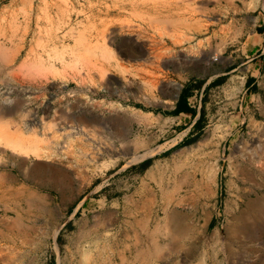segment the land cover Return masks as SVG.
<instances>
[{
  "label": "rangeland",
  "instance_id": "rangeland-1",
  "mask_svg": "<svg viewBox=\"0 0 264 264\" xmlns=\"http://www.w3.org/2000/svg\"><path fill=\"white\" fill-rule=\"evenodd\" d=\"M260 8L0 0V264H264V70H232Z\"/></svg>",
  "mask_w": 264,
  "mask_h": 264
},
{
  "label": "crops",
  "instance_id": "crops-1",
  "mask_svg": "<svg viewBox=\"0 0 264 264\" xmlns=\"http://www.w3.org/2000/svg\"><path fill=\"white\" fill-rule=\"evenodd\" d=\"M262 4H264V0H262ZM261 11L257 13L255 23L252 25L253 27L251 30L246 34H241L240 44L242 45L241 48L242 51L245 52V58L246 60L241 61L239 64L234 66L232 70H235L239 68V65H242L244 63H250L253 64V67L249 65L247 68H245V71L247 72L245 75V91L251 92L255 90L258 87L257 78L260 75L259 71L264 70V10L260 8ZM219 77V76H218ZM217 78V77H216ZM246 79H249V81L246 83ZM189 103V102H188ZM190 105V104H189ZM190 107H192L190 105ZM193 108V107H192ZM195 109V108H194ZM196 110V109H195ZM197 111V110H196ZM182 114V113H180ZM185 115H188V113H183ZM191 117V115H188ZM198 114L195 115L194 118H192L189 127L191 128V132L189 133L190 136L194 135L198 128H194L193 124L195 120L197 119ZM146 169H143L142 171H145Z\"/></svg>",
  "mask_w": 264,
  "mask_h": 264
},
{
  "label": "trees",
  "instance_id": "trees-1",
  "mask_svg": "<svg viewBox=\"0 0 264 264\" xmlns=\"http://www.w3.org/2000/svg\"><path fill=\"white\" fill-rule=\"evenodd\" d=\"M225 76H219L217 78H215L214 80H212L211 82H209L205 87H204V91L212 85H215L217 83H220ZM249 81V79H246V83ZM204 81L200 80L196 83V88L197 89H201V87L203 86ZM191 96V88L189 87V85L185 86L184 88H182V90L180 91L178 98L175 102V106L172 110L170 111H166L163 112L164 114H170V115H179L180 113H188L191 115L192 118L195 117L196 114H198L197 119L195 120L193 127L194 128H198L201 124V120H202V113L201 112H197L194 108L190 107L187 98ZM151 161V158H148L144 161H142L139 165H141L143 168H146L149 163Z\"/></svg>",
  "mask_w": 264,
  "mask_h": 264
},
{
  "label": "bare ground",
  "instance_id": "bare-ground-1",
  "mask_svg": "<svg viewBox=\"0 0 264 264\" xmlns=\"http://www.w3.org/2000/svg\"><path fill=\"white\" fill-rule=\"evenodd\" d=\"M136 114V113H135ZM132 116H133V114H132ZM138 116V115H137ZM136 116V117H137ZM134 117V116H133ZM139 117V116H138ZM138 117H137V119H138ZM142 118H144V117H142ZM135 120V119H134ZM138 122H140V121H138ZM22 152V151H21ZM37 154H38V151H37ZM153 154V150L151 151H146V152H144L143 154H134L133 156H132V158L130 159V161L128 162V164H132V163H135V162H139V161H141V160H143V159H145V158H147L148 156H150V155H152ZM36 155V154H35ZM39 156H41L40 154H39ZM52 168V167H51ZM47 166L44 164V163H42V162H37V163H35V165L33 166V168L29 171V178H45V174L47 173L48 174V172L49 171H47ZM58 173H60V172H58V169H56V170H54V171H52V176L51 177H55L56 178V176H57V174ZM50 174V173H49ZM50 176V175H49ZM171 217V216H170ZM175 217V216H174ZM169 218V217H168ZM170 219V218H169ZM173 219V218H172ZM174 220V219H173ZM173 220H171V221H173ZM170 221V222H171ZM176 224V226L178 225L177 224V222L175 223V221H174V224L173 225H175ZM175 226V228L177 229V227ZM174 228V229H175ZM186 232V231H185Z\"/></svg>",
  "mask_w": 264,
  "mask_h": 264
},
{
  "label": "water",
  "instance_id": "water-1",
  "mask_svg": "<svg viewBox=\"0 0 264 264\" xmlns=\"http://www.w3.org/2000/svg\"><path fill=\"white\" fill-rule=\"evenodd\" d=\"M24 180H28V179L24 177Z\"/></svg>",
  "mask_w": 264,
  "mask_h": 264
}]
</instances>
